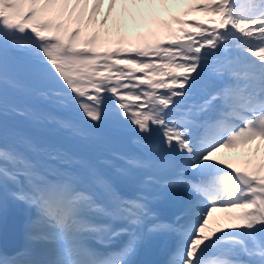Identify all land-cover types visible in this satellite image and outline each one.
<instances>
[{
    "label": "snow or ice",
    "instance_id": "snow-or-ice-1",
    "mask_svg": "<svg viewBox=\"0 0 264 264\" xmlns=\"http://www.w3.org/2000/svg\"><path fill=\"white\" fill-rule=\"evenodd\" d=\"M173 2L107 0L101 27L117 5L120 16H155L159 7L170 17L135 42H113L89 34L105 0H0V139L9 115L40 118L9 103V92L50 100L76 112L49 118L81 139L108 124L129 130L134 143L156 137L144 147L168 154L177 170L142 184L180 194L175 220L164 223L143 190L128 197L97 176L101 200L74 173L49 179L0 143V189L28 180L11 195L34 210L27 240L47 249L45 259L22 262L0 253V264H135L137 229L149 220L148 234L178 237L167 264H264V0H197L189 12L208 13L207 21L172 14ZM238 148L246 149L239 160L218 155ZM124 159L121 179L149 167ZM122 235L128 240L116 246Z\"/></svg>",
    "mask_w": 264,
    "mask_h": 264
},
{
    "label": "rangeland",
    "instance_id": "rangeland-1",
    "mask_svg": "<svg viewBox=\"0 0 264 264\" xmlns=\"http://www.w3.org/2000/svg\"><path fill=\"white\" fill-rule=\"evenodd\" d=\"M185 2H186L185 0H180L178 4L170 3L169 8L171 11L178 10L181 8V6L185 5ZM105 3H106V0H105ZM106 9H107V6L105 5L104 8L101 9V12L98 14L99 15L98 22L96 23L95 28H98V26L100 25L99 20L105 14ZM154 11L156 13L155 16L141 17L139 15H136L135 18H133V16L127 15V14L122 15V16L117 15L119 26L117 27L115 24L117 20L114 22H111L109 18L108 24L106 26H103V30L108 29L110 30L109 32H113L114 34H115L114 32L115 30L119 34H121L122 32H126L130 35L132 41L135 42L141 39L140 33L147 32L149 34L150 30L152 29L156 30L159 27L160 22L164 21L167 18H170L166 14L167 11L163 10L162 8L157 7L156 9H154ZM121 18H126V19L123 21L121 20ZM116 40L117 39L115 38L114 41ZM125 45L127 46V43ZM13 94L19 96L20 99H25V101L28 104H32L36 106V110L34 112L38 113L40 118L32 119L30 117H25V116L9 115L7 118V121L17 126L27 128L33 132L43 134L47 136L48 138H50V140H55L57 143L58 142L60 143L61 137H62L63 138L62 142L66 145L68 153L72 155L79 154L80 159H81L80 161L85 162V157L86 159H89L90 157L95 159L99 156H107V154L104 153L107 150L105 139L102 135L98 133V131L93 136L89 137L88 139H81L79 137L71 135L69 132L68 134H65V132H67L66 130H64L63 128L59 129L58 125L54 123L53 120L50 119L49 117L45 118V116H48V113H55L57 111L61 112L62 110L63 111L68 110L67 112L72 113L70 116H73V118H75L76 112L74 110L61 108L57 104L52 103V102L48 103L46 102L47 101L46 99H41L38 97L25 95L23 93H13ZM70 116H68V118H70ZM102 130H104V132L112 131V132H119V133H122L128 136H132L129 130L123 129V128L118 129L111 124L106 125L105 127L102 128ZM150 138H153V137H149L147 139H150ZM5 140L8 143L6 145H8L10 148L15 149L14 145L18 144L19 145L18 148L21 151V153H26L29 156L34 153V149L31 147V144L28 141H26L23 137L19 136L18 138V137H15V135L13 136L4 135L3 138L0 139V143H3ZM14 140H17V142ZM93 140L97 141L98 145L104 148V152H103L104 154L101 152H98V149L93 146V142H95ZM73 144H76L77 147H72ZM236 150H239L240 159H241L242 154L246 151V149L238 148ZM138 151L141 152L142 150L138 149ZM224 151H229V150H224ZM261 154H264V147H262L261 149ZM91 163L92 162H88V166ZM223 215H227V213H224V212L214 213V216H223Z\"/></svg>",
    "mask_w": 264,
    "mask_h": 264
},
{
    "label": "bare ground",
    "instance_id": "bare-ground-1",
    "mask_svg": "<svg viewBox=\"0 0 264 264\" xmlns=\"http://www.w3.org/2000/svg\"><path fill=\"white\" fill-rule=\"evenodd\" d=\"M189 1H193V0H189ZM107 2V1H106ZM180 2V0H176V2H173V3H175V4H178ZM98 17H99V15H97V17H96V21L98 22ZM113 18V19H112ZM117 18V15H116V13L114 12L113 13V15L110 17V19H111V22L112 21H114L115 19ZM111 34V33H110ZM218 155H227V156H230V157H233L234 159H236V160H239L240 159V152H239V150H236V151H224V152H222V153H220V154H218ZM262 155H264V154H262ZM18 209V208H20V207H18V204L16 205L15 203L12 205V204H10V206H5V205H3L2 207H1V210H0V219L1 218H3L4 217V215H5V213L6 212H8V211H10L11 209ZM23 212H27V211H23ZM1 224H2V222L0 221V226H1ZM38 245V244H37ZM42 247H45V246H43L42 245Z\"/></svg>",
    "mask_w": 264,
    "mask_h": 264
},
{
    "label": "water",
    "instance_id": "water-1",
    "mask_svg": "<svg viewBox=\"0 0 264 264\" xmlns=\"http://www.w3.org/2000/svg\"><path fill=\"white\" fill-rule=\"evenodd\" d=\"M8 102L11 103V104L18 105L17 98L15 96L10 95V94H8ZM10 129H13V127L12 126H8V124H6V131L10 130ZM44 144H45V141H44Z\"/></svg>",
    "mask_w": 264,
    "mask_h": 264
}]
</instances>
